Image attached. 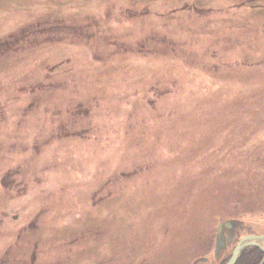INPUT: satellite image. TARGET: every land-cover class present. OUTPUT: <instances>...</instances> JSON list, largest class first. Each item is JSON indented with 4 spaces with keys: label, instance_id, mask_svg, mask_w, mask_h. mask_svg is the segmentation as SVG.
<instances>
[{
    "label": "rangeland",
    "instance_id": "374dc122",
    "mask_svg": "<svg viewBox=\"0 0 264 264\" xmlns=\"http://www.w3.org/2000/svg\"><path fill=\"white\" fill-rule=\"evenodd\" d=\"M249 235L264 0H0V264H226Z\"/></svg>",
    "mask_w": 264,
    "mask_h": 264
},
{
    "label": "water",
    "instance_id": "95a60500",
    "mask_svg": "<svg viewBox=\"0 0 264 264\" xmlns=\"http://www.w3.org/2000/svg\"><path fill=\"white\" fill-rule=\"evenodd\" d=\"M257 240H259V241L264 240V235H261V236L249 235V236H245V238L241 239V241H239V243L232 250L230 260L226 264H233L237 255L239 254L240 250L250 246L251 244H256V242H254V241H257Z\"/></svg>",
    "mask_w": 264,
    "mask_h": 264
}]
</instances>
